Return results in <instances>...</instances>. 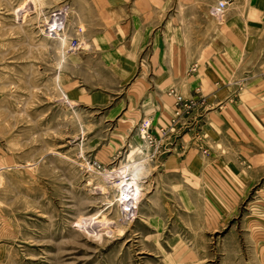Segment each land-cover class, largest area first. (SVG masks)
Here are the masks:
<instances>
[{
    "label": "rangeland",
    "instance_id": "1",
    "mask_svg": "<svg viewBox=\"0 0 264 264\" xmlns=\"http://www.w3.org/2000/svg\"><path fill=\"white\" fill-rule=\"evenodd\" d=\"M236 2L219 10L218 0H167L168 22L189 41L218 38ZM139 8L140 0H0V264H264V174L223 218L191 191V178L186 189L181 177L159 173L172 154L223 152L207 114L234 103L245 80L225 98L169 88L168 97L174 90L193 104L188 130L158 147L146 142L144 121L126 117L123 100L112 114L110 104L76 106L65 91L63 59L84 41L87 12ZM54 17L57 35L48 31ZM129 192L137 206L125 213Z\"/></svg>",
    "mask_w": 264,
    "mask_h": 264
},
{
    "label": "crops",
    "instance_id": "2",
    "mask_svg": "<svg viewBox=\"0 0 264 264\" xmlns=\"http://www.w3.org/2000/svg\"><path fill=\"white\" fill-rule=\"evenodd\" d=\"M140 1L136 12H87L84 41L63 59V75L71 84L65 91L76 106L110 104L112 114L123 100L135 126L144 121L157 128L172 113L169 88L182 95L199 88L225 98L234 81L245 80L234 103L207 114L206 130L223 152L214 148L207 158L172 154L159 169L161 176L181 177L176 183L186 189L184 178H191V191L225 218L264 174V0H237L220 37L212 31L199 41L187 40L168 22L167 0ZM200 12L209 23L207 10ZM193 64L196 70L186 74Z\"/></svg>",
    "mask_w": 264,
    "mask_h": 264
},
{
    "label": "built area",
    "instance_id": "3",
    "mask_svg": "<svg viewBox=\"0 0 264 264\" xmlns=\"http://www.w3.org/2000/svg\"><path fill=\"white\" fill-rule=\"evenodd\" d=\"M232 0H218V6L217 8L219 10H224L227 8L229 3ZM75 45V43H74ZM169 94L173 96V111L172 115L169 118V121L167 125L165 126H159L154 132H146V126L144 125L145 122H142L141 126V132L146 140V142L150 145H154L155 147H158L161 143H163V137L169 134H173L172 139L179 138V134L181 131H187L188 125L184 121V117L186 112H190L193 104V99H187L175 92L174 90H170ZM183 136V135H181ZM171 136H168L167 138H170ZM183 139V138H182ZM181 139V140H182ZM201 153H206V148H200ZM174 149V148H173Z\"/></svg>",
    "mask_w": 264,
    "mask_h": 264
},
{
    "label": "bare ground",
    "instance_id": "4",
    "mask_svg": "<svg viewBox=\"0 0 264 264\" xmlns=\"http://www.w3.org/2000/svg\"><path fill=\"white\" fill-rule=\"evenodd\" d=\"M58 18V19H57ZM59 19H61V17H54L53 19H51V22H50V25H49V32H52L53 31V33L52 34H56L57 35V29H58V25L60 24V20ZM60 35V34H59ZM62 39H61V42L62 43H64L65 44V38H63V37H61ZM68 100V99H67ZM69 101V100H68ZM70 102V101H69ZM107 173V172H106ZM108 174V173H107ZM120 180H122V178L120 179ZM121 182V181H120ZM126 184L127 185H132V187L130 188V189H135L134 187H137L136 186V184H133L132 182L130 183V182H126ZM126 187H128L129 188V186H126ZM138 190V189H137ZM134 193V192H133ZM133 193L131 192H129L128 194H127V197L126 196H124L125 198L123 199V200H125V201H123L122 203H123V210H124V212L125 213H129V212H131L132 211V207L134 208V210H135V207L137 206V200H136V195H134L133 196Z\"/></svg>",
    "mask_w": 264,
    "mask_h": 264
}]
</instances>
